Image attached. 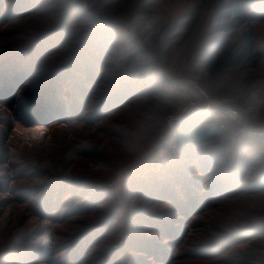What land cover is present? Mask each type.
Wrapping results in <instances>:
<instances>
[{
    "label": "rangeland",
    "instance_id": "1",
    "mask_svg": "<svg viewBox=\"0 0 264 264\" xmlns=\"http://www.w3.org/2000/svg\"><path fill=\"white\" fill-rule=\"evenodd\" d=\"M256 180L264 0H0V264H264Z\"/></svg>",
    "mask_w": 264,
    "mask_h": 264
},
{
    "label": "trees",
    "instance_id": "2",
    "mask_svg": "<svg viewBox=\"0 0 264 264\" xmlns=\"http://www.w3.org/2000/svg\"><path fill=\"white\" fill-rule=\"evenodd\" d=\"M236 18L242 23H247L248 18L245 12L239 7L235 6L229 10ZM253 30L251 27L247 29V32L243 33V40L250 41L253 37ZM219 60H216L213 67L220 65ZM151 97V96H150ZM212 116L206 117H194L190 116L184 120L176 121L174 125L172 141L176 148L183 151H189L193 147L204 148V145L212 144L219 139L220 132L216 124L209 123ZM243 164V165H241ZM247 167V163H240L239 169L234 171V176H240L241 168ZM250 192L258 194L264 192V181H251L249 183Z\"/></svg>",
    "mask_w": 264,
    "mask_h": 264
},
{
    "label": "built area",
    "instance_id": "3",
    "mask_svg": "<svg viewBox=\"0 0 264 264\" xmlns=\"http://www.w3.org/2000/svg\"><path fill=\"white\" fill-rule=\"evenodd\" d=\"M224 111H225V115L231 121H233L235 123L242 122L243 114L240 111H238V110H236V109H234V108H232L230 106H225Z\"/></svg>",
    "mask_w": 264,
    "mask_h": 264
}]
</instances>
